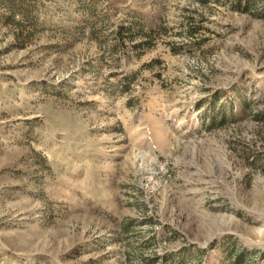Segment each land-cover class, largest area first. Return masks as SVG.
I'll return each mask as SVG.
<instances>
[{"label": "rangeland", "instance_id": "rangeland-1", "mask_svg": "<svg viewBox=\"0 0 264 264\" xmlns=\"http://www.w3.org/2000/svg\"><path fill=\"white\" fill-rule=\"evenodd\" d=\"M239 254L264 264V0H0V264Z\"/></svg>", "mask_w": 264, "mask_h": 264}, {"label": "trees", "instance_id": "trees-1", "mask_svg": "<svg viewBox=\"0 0 264 264\" xmlns=\"http://www.w3.org/2000/svg\"><path fill=\"white\" fill-rule=\"evenodd\" d=\"M244 261H245V258H243V255L239 254L235 264H242V262H244Z\"/></svg>", "mask_w": 264, "mask_h": 264}]
</instances>
